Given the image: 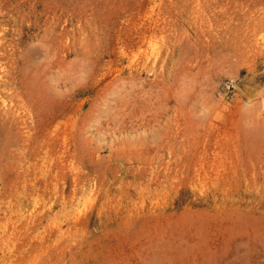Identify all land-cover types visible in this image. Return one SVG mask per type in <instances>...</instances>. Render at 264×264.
Here are the masks:
<instances>
[{"label": "rangeland", "instance_id": "374dc122", "mask_svg": "<svg viewBox=\"0 0 264 264\" xmlns=\"http://www.w3.org/2000/svg\"><path fill=\"white\" fill-rule=\"evenodd\" d=\"M0 264H264V0H0Z\"/></svg>", "mask_w": 264, "mask_h": 264}, {"label": "built area", "instance_id": "2783aa9c", "mask_svg": "<svg viewBox=\"0 0 264 264\" xmlns=\"http://www.w3.org/2000/svg\"><path fill=\"white\" fill-rule=\"evenodd\" d=\"M232 87H234L233 84L230 81L226 80V81L222 82L220 89L222 91H224V90H229Z\"/></svg>", "mask_w": 264, "mask_h": 264}]
</instances>
